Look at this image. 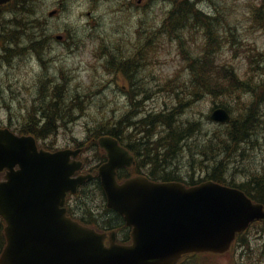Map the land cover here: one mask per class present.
Wrapping results in <instances>:
<instances>
[{"label":"water","instance_id":"95a60500","mask_svg":"<svg viewBox=\"0 0 264 264\" xmlns=\"http://www.w3.org/2000/svg\"><path fill=\"white\" fill-rule=\"evenodd\" d=\"M211 117L229 118L221 108ZM99 143L109 158L99 168L108 206L133 226V243L116 245L111 237L106 247L104 234L80 226L58 207L63 194L85 179L70 177L78 166L68 160L73 151L38 150L31 136L0 128V171L6 169L0 179V214L8 223L0 264H173L184 252L223 251L236 231L264 219L261 204L212 181L186 187L138 176L117 183L115 168L130 157L114 138L102 136Z\"/></svg>","mask_w":264,"mask_h":264},{"label":"rangeland","instance_id":"374dc122","mask_svg":"<svg viewBox=\"0 0 264 264\" xmlns=\"http://www.w3.org/2000/svg\"><path fill=\"white\" fill-rule=\"evenodd\" d=\"M78 1L80 0H63L64 4H58L59 0H37L40 6L37 9V13H42V14L45 13V17L47 19L45 18L44 20H45V25L47 26L46 27L47 31L44 32L47 34V37L50 39V48L49 49L47 48V50L44 51L43 55H41L40 58L47 59V57L49 56L51 58L49 64L48 65L46 64V68H44V74L42 75V77H40L41 80L39 78L40 80L39 83L43 84L44 81L48 80L46 79V77L52 76L56 72L59 73V71L62 70L64 75H66L69 78V83L74 79V75H76L77 81L79 82L83 81V83L86 84L88 83L91 70L95 69L96 66L102 67L99 58L102 56L103 51L107 52L109 46L110 48L112 47V50L114 49L117 51L120 50V48H118V45L121 43L120 36H121V30L123 29L121 26V17H120L122 0H99L97 17H100V15H108V17L104 19L96 18L95 20H92V25L89 26L91 27V31L85 30V28L88 27L87 24H89V17L86 12L87 11L86 3L85 2L78 3ZM171 1L172 0H150L147 4L148 5L151 4L152 6L150 9H148L146 18L143 19V21H141L139 24L141 26L139 30L141 35V37L139 36L141 39L140 40L141 44L138 49L141 55L139 56H141L142 61L144 59V62L145 61H150V62L142 65L138 69V71L137 69L131 67L132 64L126 65V69L131 73L133 72L131 77H135L143 80L142 83L136 84L138 86L136 90L139 93L152 89L154 85L156 86L157 82L155 80L149 79V77H151L152 74L154 73V69H156L158 77H160L161 79L159 83H165L164 82L165 79H167L169 75L175 74L176 71L183 64L182 57L177 52V47H175L174 45H170V43H168L165 40L162 42L161 46H159V41H157V39H153L152 37L155 33V30L158 27V24L151 22L152 16L156 15L155 12L159 9V7L167 6L168 4H170ZM223 1H227V0H223ZM135 2L137 1L135 0ZM26 3L33 5L35 4L33 0H28ZM239 3H240L239 5H241L239 7H243L242 10L245 13L249 5H252V3L249 4V2H246V0H240ZM57 7H59L58 14L53 17L50 16L48 17V11ZM237 12L240 13L239 10H237ZM144 14L145 13H143L142 15ZM114 16H116L117 18H114ZM173 18L174 19L179 18V15L175 12L173 14ZM125 23L127 29L130 30V32L135 31L134 28L135 24L128 22ZM204 23H207V21L204 20V22H202V25ZM65 26L75 28V32L72 34L74 35V37H71L70 41L75 40L77 43L83 42L82 40L86 41L87 38L86 33L88 32L93 35H96V38L92 39L95 42V50H94L95 55L91 56V52H90L91 46L88 44L82 45L81 48L77 49L75 52H70V49H66L67 46L64 47L60 46L59 45L60 43L56 39L54 41L53 28L55 27L60 31L59 33L65 34L64 33ZM238 30L240 34L237 33ZM208 32L210 35V40L212 41L210 47L212 52H215L219 46H223V44H226L227 42H230V44H232L231 46L233 51L230 52L228 50L229 48L224 47L225 48L224 51H222V53L219 52L218 55H220L219 56L220 62L222 61L223 58H228L231 57L232 55L230 61L234 63L233 67L236 68L237 71H241L244 67V59L246 56L245 53L247 52L244 50L245 49L244 45H247V42H249L248 39L252 41L251 44L257 47L258 50L259 47L264 44V18L259 17L256 22L254 20L250 22L249 20L245 19V21L241 23H239V21L234 22V20L232 19L231 22L227 24L224 19V22L215 26H209L208 24ZM17 36L19 38L18 33ZM191 36L193 38L192 42L194 43V50L195 52H199L201 50V44L198 43V36H199L198 31L191 34ZM131 38L133 40L132 36ZM149 40H150L149 43L150 46L147 47L145 43ZM28 41L29 40H27V42ZM86 42L90 43L91 40ZM64 43L66 44L65 41ZM158 47H159V51H158ZM189 47L191 46L188 45L183 47L185 55H186L185 50H189ZM123 49L126 54H131V51L129 50V45H126ZM31 55L30 53H26V56H23L21 58L16 57L14 62L11 61L12 64L14 63L12 66H9V64L3 65L1 68L3 72L2 71L0 72V82H2L3 84H5L4 75H3L4 72L8 73L11 79L17 78L16 81H14L15 83L13 89L15 90V95L19 97L20 102L22 103H24L25 100H28L29 98L28 89L26 85L27 84L31 85L34 82L36 76H38L43 70L39 60L36 57H32ZM80 59L83 60L82 63H80ZM138 62H140V60ZM251 67L253 69L252 74L250 70V63L248 62V70L246 72L247 75L252 76V79H254L256 76H258L259 73L258 71H260L261 67L258 66V63H254V62H251ZM99 72L103 74L104 70ZM224 72L225 71H222L221 73ZM11 79L6 78V80H11ZM179 80L182 83H184L185 82L184 76L180 75ZM56 81L57 80H55L54 82ZM163 85L165 88H162L160 90L157 89L159 94L158 96L154 97L157 101L158 106L160 104H163L165 101L171 100L169 92L166 93V85L165 84ZM255 87L251 88L252 90H250L249 88H241L240 95H238V93L234 95V94H229V92H227L226 94L232 96L233 100L230 97H224V96L219 98L213 97L214 98L213 100L222 101L223 103L231 102L233 105H235V107L231 109V114L234 115V113L239 114L241 111L244 112L245 111L244 107H246L254 98H256L258 102L255 104L253 103L254 106L253 112L258 113L257 106H260V113H262L264 117V85L259 86V88H255ZM96 89L102 90V86L101 87L95 86V89L93 90L94 95L98 94V92L101 91L100 90L95 92ZM10 92L11 90L9 89L7 93H4L3 95L4 100L7 101L9 100L8 96ZM118 93H119V88L114 87L112 89H107L104 93L100 95L101 97L94 98V102L91 104V106L84 108L85 111L82 114H80L79 120L73 126L70 125L69 128H61L60 133L56 136L57 137L56 140L60 143V145H65L64 143L70 141L72 136L83 139L85 137L86 122L94 119L96 116H98L101 113V111H104L107 108H111V107H113L114 109H118L120 106V102H122ZM246 97L247 98L250 97V98L246 99ZM212 104L214 103L211 100L207 98L202 99L196 106H194L197 110L201 109L200 111L201 113L200 112L192 113L191 109H188L186 114H181V116H179L180 123L184 124L183 121H187V119H196V118L201 119L200 118V114H201V116L204 119V121L201 119L202 127H203L202 132H206V135L208 132H213L215 130H217L219 133H222V130L219 128H215L214 123L210 122L205 116L208 113V108H210ZM15 105L16 104L14 103V110L16 111ZM251 113L252 112L248 114ZM248 114L246 113L244 115H241L240 117L242 118ZM9 116H10L9 110L4 109L0 111V119L2 120V122L3 119L7 120V123H4V125L10 124ZM257 119H258L257 116H251L244 122V126L241 128L242 130L247 131L249 133L246 143H251V145L250 144L248 145L250 147V152L245 154L242 158L241 156H238L240 151H235V153L233 151L231 152V154L230 151H228L227 157H229L230 161L227 160L226 163H230L232 161L235 162L233 164L227 165V169L222 171L224 172V177H228V176L232 177L235 175H237V177L238 176L252 177L253 175H255V171H260V172L264 171L262 167L257 165L259 164L258 158L264 160L263 157L264 141L253 140V138H255L256 136H261L264 139L263 122ZM176 125L178 126L177 123ZM86 144H88V142ZM241 146L242 143H239L236 147L240 149ZM89 153L90 154L94 153V157L98 159V157L96 156V152L94 150L89 149ZM187 163L188 160L186 159L180 160L179 162V165L181 167L180 171L187 166L186 165ZM236 166L243 168L242 170H244V175H240L237 172L234 173L235 168H237ZM257 244L259 246L252 247V245H257ZM248 249L253 250L251 254L248 253L247 251ZM242 253H244V260H245L244 264H264V258H263L264 242L262 237L258 235L255 236L254 234L251 237H249L247 243H245L244 248H242ZM201 255L205 258L204 260L206 262L211 264H216V263L232 264V257L230 256V254L219 256L213 253H204Z\"/></svg>","mask_w":264,"mask_h":264},{"label":"trees","instance_id":"16d2710c","mask_svg":"<svg viewBox=\"0 0 264 264\" xmlns=\"http://www.w3.org/2000/svg\"><path fill=\"white\" fill-rule=\"evenodd\" d=\"M27 1L28 0H11V2H9L7 5L0 6V45L1 49L3 50V56L1 54L0 61L2 63L8 62L9 64L10 62V57L8 56V50L10 48H6V45L12 46L15 49H20L26 54L30 52L25 38L29 40L28 43L30 47L34 48L35 50H38L41 47V41L45 43V29L43 31H38L35 29L36 20L33 18V16L37 14V7L35 4L33 5L26 3ZM33 1L35 2V0ZM179 4V6L171 11L170 17L166 23L161 25L157 31L155 30V33L152 37L153 39L154 36L158 38H171L175 40L179 46L183 47L193 43L191 34L198 31V43L201 44V50L199 52H192L190 51L189 47L188 55L186 56L187 58H190V74L188 76V80H191V84L187 86L188 91H185L184 94L186 97L190 96L192 90L194 89L196 92L203 91L208 93V95L230 97L233 100L232 96L224 94L229 92V94L235 95L241 88H249L252 90L251 88H253L255 85L249 86V84H246V81L254 80L259 82L256 84H261L260 82H264V44L260 46L259 50L258 48L255 50V47L252 44L245 45L247 59L250 65L251 62L258 63V66L261 68L260 71H258L259 73L257 72L258 76H256L254 79H252V76L249 75L244 77L242 73H239L232 68L233 64L229 62L218 63L216 61V56L219 53L217 51L225 44H223V46H219L215 52H212L210 49L212 41L210 40V35L208 32V24L209 26H215L221 24L224 21H207V23H204L203 25L202 22H190L192 15V5L189 3V1H187L186 4H182L181 2H179ZM221 9L222 10L220 14H223L226 11L231 13L230 9H225L223 6ZM193 10L195 11V9ZM175 12L179 15V18L177 19L173 18V14ZM249 13L251 16H253L255 22L259 17L264 18V0L261 1L259 7L252 8ZM39 20L41 21L40 24H42L44 27L45 22H43L40 18ZM68 32H75V28H68ZM68 36H70V34H68ZM30 50L33 51L32 49ZM34 55L41 57L39 52H36ZM44 68H46V66ZM250 70L252 74V67ZM222 71L225 72L221 73ZM7 76L9 79H11L9 75ZM52 76L46 77L48 80L44 81L43 84L39 83V85H41V95L36 93L39 100L34 98L31 101L27 108L29 112L26 111L24 114H19L20 118H24V121L26 122L27 126L24 124L23 127L28 131L25 132H32L37 137L47 136L54 133L60 124L69 121L68 118L71 117L72 111L75 112L77 110H81L85 106L83 99V96H85L84 90L80 91V89L73 83H69V78L64 75L62 70H60L59 73L56 72ZM37 78L39 79L40 77ZM16 79L6 80V85L9 89H11V91L13 90V88H11V86H13L11 81L15 83L14 81H16ZM55 80L57 81L54 82ZM182 90H186V87H181V92ZM37 91L38 89L36 88V92ZM177 109L178 107L175 106L171 110L175 111ZM171 110H169V112ZM253 110L254 106L252 102L250 105L245 107L247 114L253 112ZM103 114L104 113L102 112L91 120L92 123L90 124L89 128L92 130L91 133L94 136L108 134L120 141L123 136L127 135V138H129L131 141V148H134L137 154H141V156L144 157V161L146 163L148 162L150 165H152V168H149L148 171H150L151 175H154L158 178H162L166 174L167 178H173L171 175H169L170 173L175 176L180 172L181 167L179 162L182 160L183 155L179 156V154H176L174 151L178 148L179 139L182 138L184 130H182V125L178 124L177 126L175 122H173V118H170L168 115H164L161 112L143 117L138 121H133L130 119L124 120V118H120L119 116L112 119L109 115ZM156 115L163 116H161L160 120H157L155 117ZM242 127L243 124L241 122H237L236 119H233L225 128V130L222 131V133L213 135L220 141L219 152H221L220 156H217V158L213 159L215 162V169L218 167L217 170L223 171V168L217 165L220 164V162L222 165H230L235 162L232 161L230 163H226L227 160L230 161L229 157H227L228 151H230V154L233 151V149L228 146V143L231 145H233V143H238L240 137L239 134L243 131L241 129ZM198 152L201 154L200 150H198ZM189 153H191V159H193L191 150ZM200 162H202V160H199V162L195 161L196 164ZM218 172L219 171H216L214 176L219 177V175H217ZM242 173H244V171H242ZM255 181L256 183L251 181V185L253 184L254 189L260 194H255L256 199L264 203V182L261 179H257ZM249 182L250 181L239 184L243 189L246 188L248 193L252 192L250 190L253 189V185L251 186ZM255 184L257 185L255 186ZM97 187L99 188V186ZM96 190V186L92 187V189L90 187H85L82 190L83 194L81 199L83 203L81 204V208L83 209V216L89 220L93 219V212L91 209H94L93 204L96 200V198L92 197L91 194H93ZM110 211L111 212L103 219L111 220V223H104L113 227L115 225H122L121 217L112 210ZM100 216L102 217L103 215ZM3 244L4 237L2 233V223L0 222V251Z\"/></svg>","mask_w":264,"mask_h":264},{"label":"bare ground","instance_id":"6f19581e","mask_svg":"<svg viewBox=\"0 0 264 264\" xmlns=\"http://www.w3.org/2000/svg\"><path fill=\"white\" fill-rule=\"evenodd\" d=\"M188 1L192 5V15H191L190 22L198 23V22H203L204 20L205 21H209V22H218V21H224V19H225V22L226 23H230L231 20L234 18V14H233V11L232 10H230L231 13L229 11H226L225 13L220 14L221 13V10H222L221 9L222 6L225 9H230L229 8V5H228V3L226 1L225 2H223L222 0H197V1L188 0ZM211 1H213V2H219V1H221V3L220 4H213V5H211ZM35 6L37 7V9L40 7L39 6V3L37 2V0H35ZM193 9H195V11ZM172 10H170L168 12V18H167V20L169 19L170 13H171ZM33 18L36 20V22H35V26H36L35 29L36 30L43 31L45 29L44 31H47L46 30V27L47 26L45 25L43 27V25L40 24L41 21L39 20V18H40L43 22H45V20H44L46 18L45 17V13L44 14L37 13ZM237 33L240 34L239 30H238ZM44 37H45V39H44V42L45 43H43L41 41V47L38 50H35L34 48H31L30 45H29V43L27 42L28 39H25L26 44L29 47V52L30 53L35 54L36 52H39L41 55H43L44 51L47 50V48L48 49L50 48V39L47 37V34L45 32H44ZM152 45H154V44H152ZM6 48H10L8 50V52H9L8 56L10 57L9 66H12L14 64V63L12 64L11 61L14 62V60H15L16 57L21 58L23 56H26V54L22 50H20V49H15L12 46H7V45H6ZM30 49H32L33 51H31ZM192 52H195V50L193 49ZM47 60L49 62L51 61L50 56L47 57ZM139 60H140V62H138ZM149 62L150 61H145L144 62V59L142 61L141 60V56H139L135 60L129 61V63H127L126 65L132 64L131 67L134 68V69H137V71H138V69L142 65H144L146 63H149ZM226 62H229V63H231V64L234 65V63H232L230 60H228ZM132 73L129 71L130 77H131ZM153 75H157L156 69H154ZM131 80L133 82V86H134L135 90H136V88H138V86L136 84L143 82V80H141L139 78H135V77H131ZM32 85H34L38 89V91L37 92L35 91V92L37 94L41 95L40 94V92H41V85H39L36 82H33ZM262 85H264L263 82H261V84H259V86H262ZM259 86L257 85L256 88H259ZM240 92L241 91L239 90L238 91V95H240ZM224 95H227V94H224ZM260 96H258V97H260ZM201 98H202V96H199V98L197 99V101H200ZM225 102H226V99H225ZM257 102H258V100H256V98H254L253 103L255 104ZM227 103H229L232 108L235 107V105H233L231 102H227ZM177 107H178L177 110H175V111H172L171 110L170 112H169L168 109L165 112H163V111L160 110V112L163 113L164 115H168V117L173 118V122H175V124L177 123V124L182 125V130H184V133H183L182 138L179 139L178 148L175 149L174 152L176 154H179V156H182L183 155V152L188 148L189 151L191 150L192 155L196 156L197 154H199V155H201L203 157V159L205 160V162H207V163H215L213 159L214 158H217V156H220L221 155V152H219V144H220L219 139L217 137H215V136L208 137L205 134V132H202V128H203L202 127V124L197 123L196 121L188 120V121H183L184 124L183 123L181 124L180 123V120H179V115L186 114L187 110L190 109V107L188 105L183 104V103H178L177 104ZM257 108H258V113L252 112L251 114H248V115H246V116H244V117L241 118L240 117L241 115L246 114V111H244V112L241 111L239 114L234 113L233 117H234V119H236L237 122H241L243 124V126H244V122L248 118H250L251 116H257L258 117L257 120H261L263 122V131H264V117H263V114L260 113V106H257ZM161 116H163V115H156L155 117H156L157 120H160L161 119ZM196 120H198V119L196 118ZM239 136L240 137H239L238 143H236V144L233 143V145H231V144L228 143V146L231 149H233L234 153H235V151H240V153H239L238 156H241L243 158V156L245 154H247V153L250 152V147L248 145L249 144L251 145V143H246V140L245 139H247V137L249 136V133L247 131H244L243 130L239 134ZM253 140H255V141H261V140L264 141V139L261 136H256L255 138H253ZM239 143H244V144H242V146H241L240 149L236 147ZM245 144H247V145H245ZM198 150L201 151V154L198 152ZM263 157H264V155H263ZM258 160H259V164H257V165H259L260 167H262L264 169V160H261L259 158H258ZM256 163H258V162H256ZM217 165L219 167H222L225 170L227 169V165H222L221 162H220V164H217ZM223 166H225V167H223ZM242 169H243L242 167H237V168H235L234 173H236V172L237 173H240V172L244 171ZM210 171H211V173H214V174H216V171H219L217 175L224 176V172H222L220 170H217L215 168H211ZM257 179H261L264 182V171L263 172L256 171L255 172V175H253L252 178L250 179V182H249L250 185H251V181L253 183H256L255 180H257ZM256 185L257 184H255V186ZM252 188H253V191L255 193H258L254 189V185L252 186ZM261 237H262L263 242H264V234L261 235ZM257 245H252V247H256ZM252 251H253L252 249H249L248 252L251 254Z\"/></svg>","mask_w":264,"mask_h":264},{"label":"flooded vegetation","instance_id":"af4514ba","mask_svg":"<svg viewBox=\"0 0 264 264\" xmlns=\"http://www.w3.org/2000/svg\"><path fill=\"white\" fill-rule=\"evenodd\" d=\"M130 82L133 83L132 80H131ZM125 86H126V85L124 84L123 87H125ZM138 163H139V162H138ZM140 164H143V162H142V163L140 162Z\"/></svg>","mask_w":264,"mask_h":264}]
</instances>
